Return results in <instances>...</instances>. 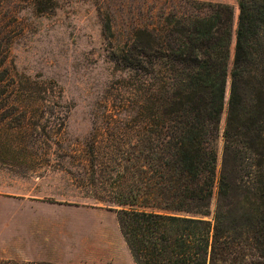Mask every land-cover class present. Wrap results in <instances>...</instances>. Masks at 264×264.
Returning <instances> with one entry per match:
<instances>
[{
    "label": "trees",
    "instance_id": "obj_1",
    "mask_svg": "<svg viewBox=\"0 0 264 264\" xmlns=\"http://www.w3.org/2000/svg\"><path fill=\"white\" fill-rule=\"evenodd\" d=\"M87 1L119 74L91 195L133 263L264 264V0H237L236 18L223 3ZM58 4L0 0L1 120L33 93L5 66L17 15Z\"/></svg>",
    "mask_w": 264,
    "mask_h": 264
},
{
    "label": "rangeland",
    "instance_id": "obj_2",
    "mask_svg": "<svg viewBox=\"0 0 264 264\" xmlns=\"http://www.w3.org/2000/svg\"><path fill=\"white\" fill-rule=\"evenodd\" d=\"M186 1L229 4L237 16V0ZM56 7L52 13L36 14L27 8L17 15L19 31L5 66L19 88L33 93L11 101L17 110L4 120L0 117V192L34 193L99 209L91 195L90 147L98 143L99 158L107 152L111 131L105 129L103 116L107 101L109 107L116 105L110 95L119 74L106 59L93 2L59 0ZM116 16L119 22L123 15L116 11ZM107 214L110 227L105 236L93 234L105 250L111 230L116 227L119 232L115 214ZM118 240L113 251L118 264H134Z\"/></svg>",
    "mask_w": 264,
    "mask_h": 264
},
{
    "label": "crops",
    "instance_id": "obj_3",
    "mask_svg": "<svg viewBox=\"0 0 264 264\" xmlns=\"http://www.w3.org/2000/svg\"><path fill=\"white\" fill-rule=\"evenodd\" d=\"M49 197L0 192V264H118L114 245L125 243L117 228L107 250L93 239L105 236L111 214Z\"/></svg>",
    "mask_w": 264,
    "mask_h": 264
}]
</instances>
